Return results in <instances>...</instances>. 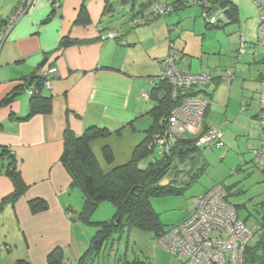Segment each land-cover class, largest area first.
<instances>
[{
    "label": "crops",
    "instance_id": "1",
    "mask_svg": "<svg viewBox=\"0 0 264 264\" xmlns=\"http://www.w3.org/2000/svg\"><path fill=\"white\" fill-rule=\"evenodd\" d=\"M57 1L59 7L53 10L49 0H33L0 48V100L37 67L56 70L50 89L43 91L52 100L48 114L24 119L30 100L26 90L10 105L0 107V151L9 149L25 186L15 201L2 202L14 190L6 173L10 158L4 154L0 158V264H15L19 258L45 264L47 255L55 248L63 249V254L78 255L82 241L79 229L86 235V245L95 236V232L88 235L85 231L88 224L68 216V212L77 213L82 208L83 196L79 187L72 185L60 161L66 129L76 135L92 126L108 129L110 135L95 139L91 147L100 166L109 170L127 162L135 146L147 135L152 124L148 111L154 102L144 94L152 89L151 76L159 74L158 59L167 54L169 45L172 43L177 52L181 71H202L193 69V62L185 58L194 56L187 49V37L174 31L183 24V14L188 15V3L182 6L179 0ZM231 1L239 15L236 1ZM158 3L165 9L163 15L153 14ZM16 4L17 0H0V26ZM173 4L177 9H168ZM121 11L128 15L116 21V14ZM134 17H140V23L132 26L130 21ZM200 26L205 34L202 23ZM109 30H119L117 37L104 39ZM190 31L199 38L198 29ZM64 38L71 42L61 47ZM232 58L207 65L216 82L209 86H213V92L221 82H232L221 73L230 68L235 76ZM44 59L46 62L41 65ZM261 74L257 76L259 83ZM204 123L212 127L205 119ZM104 145L112 151V164L104 160ZM201 159L198 166L207 164L203 155ZM36 198L43 199L47 208L32 213L29 201ZM96 251L100 253L101 249Z\"/></svg>",
    "mask_w": 264,
    "mask_h": 264
},
{
    "label": "rangeland",
    "instance_id": "2",
    "mask_svg": "<svg viewBox=\"0 0 264 264\" xmlns=\"http://www.w3.org/2000/svg\"><path fill=\"white\" fill-rule=\"evenodd\" d=\"M235 1L238 6V18L231 19L227 14V7H220L223 11L221 19L216 25L209 23L208 27H205L207 22L203 17V7L197 0H188L189 16L185 12L183 24L174 29L181 37L188 39L187 49L194 56L187 55L185 58L193 62V69L200 71L202 68V71H208V64L213 65L219 60L224 62L227 57L233 56L231 65H234L235 76L229 84H218L214 92L213 86L206 87L212 97L209 98L210 107L206 112L205 121L222 133L224 146L201 149L207 164L195 179L193 174L197 171L198 163L188 173L184 172V166H179L180 174L171 170L159 180L158 185L171 183L175 185L177 192L154 195L149 199L151 207L159 214L160 221L166 228L179 223L193 211L194 196L219 183L225 188L227 201L235 207L238 217L245 224L257 226L264 218V157L257 164L253 153V150L260 148L263 143L255 115L258 112L260 96L257 76L263 72L264 49L257 45L259 12L255 2ZM196 9L197 18H194ZM127 15L128 13L122 11L117 13L116 21L126 19ZM192 24L194 28H191ZM196 29L200 31L199 38L190 33V30ZM242 39L245 40V52L240 53ZM255 48H258L257 55H252ZM170 51L177 53L174 48H168L167 54ZM199 54L202 55L201 58ZM156 152H160V149L156 148L152 155L142 159L139 166L145 167L154 156L159 155ZM114 214L115 206L111 202H100L90 217L95 222L86 223L90 227L85 231H88V235L94 232L96 235L99 227L96 222L111 220ZM78 220L84 223L79 218ZM83 236V230L79 229L78 237L82 241L77 249L80 254L65 253L64 262L75 263L83 257L82 264H188L184 259H172L159 247L156 238L149 231L133 228L128 230L124 227L123 231L109 235L100 253H97L93 246L97 238L91 239L86 245V235L84 238ZM90 251L92 254H89Z\"/></svg>",
    "mask_w": 264,
    "mask_h": 264
},
{
    "label": "trees",
    "instance_id": "3",
    "mask_svg": "<svg viewBox=\"0 0 264 264\" xmlns=\"http://www.w3.org/2000/svg\"><path fill=\"white\" fill-rule=\"evenodd\" d=\"M177 2L182 6L188 3L181 0ZM197 2L200 3L201 7L210 10L219 8L218 6H226L229 17L231 19H236L237 9L231 0H197ZM173 5L174 7H171V10L177 9V6L175 4ZM205 19L207 22L206 27H208L209 22L207 18ZM80 20L81 14L78 21ZM70 42L68 38H64L60 42V46L63 47ZM162 58H164V56ZM162 58L158 59L160 69ZM175 58L176 60L178 59L176 54ZM176 63L178 65V61ZM42 69L44 68L40 66L37 67L28 78H25L20 84L16 85L0 100V107L10 105L22 90H26L30 94V100L29 112L25 115L24 119H28L38 113L48 114L51 111L52 100L49 96L43 94L45 90V77L39 73ZM225 69L226 68L222 69L221 72ZM210 74L212 75V81L209 85L204 87H180L177 89L174 98L171 95L172 86L167 80L160 79L159 74L151 76L152 89L148 93V97H150L154 103L148 113L152 116V124L146 130L147 135L145 139L135 146L131 158L125 163L111 167L109 170H104L100 166L91 147L95 139L110 135L108 129L92 126L86 128L79 135L66 129L60 161L67 169L72 180V185H77L83 196L82 208L77 213L74 212L76 215L75 218H79L84 223H94L95 221L91 220L90 217L100 202L109 201L115 206V214L111 220L100 221L99 223L96 222L97 225L99 224V227L93 240L102 235L108 238L113 232L118 233L123 231L124 227L128 230L133 228L149 231L154 235L156 240L158 236L166 231L167 228L161 223L159 214L151 207L149 199L154 195L176 193L177 188L171 183L167 185H158L159 180L166 176L171 170L180 174L179 166L185 167V173H188V171L191 172L197 166V171L193 174V179H195L204 170V165L198 166L200 164H197L193 167L202 160L201 149L213 147V145L197 146L195 144V138L178 136L175 143L170 145L168 150L165 151L162 147L153 142V136L163 133L167 127V118L171 109L176 104H179L183 100V97L200 93L204 94L208 99L210 98L212 94L207 92L206 87L215 82L214 74ZM54 77L55 76H53L52 79H54ZM30 89L33 91L30 92ZM204 119L203 130H206L209 127L205 125ZM221 140L224 143L222 136ZM156 148L160 149V152H156L159 155L154 156L145 167H140L139 163L142 159L152 155ZM4 154L10 158L6 173L12 180L14 190L2 202H13L23 193L25 186L19 172L16 170L14 156L10 153L8 148H2V151H0V158ZM102 155L107 164L113 163V154L108 145L103 146ZM256 163L258 164V162ZM29 207L32 213H35L46 209L47 204L43 199L36 198L29 201ZM115 219H119L117 224H114ZM257 228L258 231L255 237L245 248L244 264H264V218L257 224ZM170 257L172 259H178L171 255ZM182 259L184 258L178 260ZM82 261L83 257L76 263H66L63 260L62 249L55 248L47 255L45 264H82ZM15 264L32 263L26 259L19 258L15 261Z\"/></svg>",
    "mask_w": 264,
    "mask_h": 264
},
{
    "label": "built area",
    "instance_id": "4",
    "mask_svg": "<svg viewBox=\"0 0 264 264\" xmlns=\"http://www.w3.org/2000/svg\"><path fill=\"white\" fill-rule=\"evenodd\" d=\"M49 1L53 10L59 7L57 0ZM253 1L259 12L257 45L264 49V0ZM32 3L33 0H17L13 12L1 23L0 48L15 23L27 12ZM168 9L171 10L170 7ZM164 13L165 9L159 3L153 9L155 15ZM222 14L223 11L219 8L203 9V17L212 24H217ZM138 23L140 17H134L130 21L132 26ZM118 33L119 30H109L103 38L114 39ZM172 47L171 43L170 48L173 49ZM244 48L245 40L242 39L240 53L244 52ZM257 49L253 51L254 54L257 53ZM176 62L175 53L170 51L161 59L159 72V78L167 80L172 86L173 98L180 87H204L211 83L212 75L209 72L186 73L180 70ZM262 63L263 72L259 77L258 124L263 143L260 148L253 150L255 161L258 163L264 157V57ZM39 73L45 77L44 88L50 89L52 78L56 75L55 68H44ZM221 73L228 82L234 78V72L230 68ZM32 91L30 89V92ZM144 97H148V94H144ZM208 105L209 99L204 94L183 97V100L171 109L166 129L162 134L154 135L153 142L167 151L178 136H188L196 139L197 146L223 147L220 131L212 127L203 130V119ZM68 216L76 217L72 212H68ZM257 231V226H248L237 216L234 206L227 201L225 188L222 184H216L193 198V211L183 221L170 226L158 236L157 244L169 255L178 259L184 258L188 264H244L245 248Z\"/></svg>",
    "mask_w": 264,
    "mask_h": 264
},
{
    "label": "water",
    "instance_id": "5",
    "mask_svg": "<svg viewBox=\"0 0 264 264\" xmlns=\"http://www.w3.org/2000/svg\"><path fill=\"white\" fill-rule=\"evenodd\" d=\"M46 62V59L43 60V62H41V65L44 64ZM119 221V219H116L114 224H117ZM107 240V237H105L104 235L100 236L99 238L96 239V241L94 242L93 246L95 248V250H99L102 248L104 242Z\"/></svg>",
    "mask_w": 264,
    "mask_h": 264
}]
</instances>
